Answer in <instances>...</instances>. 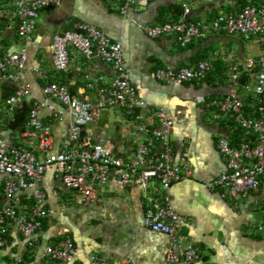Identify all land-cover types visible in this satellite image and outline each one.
Returning a JSON list of instances; mask_svg holds the SVG:
<instances>
[{
	"label": "crops",
	"instance_id": "0c3cea01",
	"mask_svg": "<svg viewBox=\"0 0 264 264\" xmlns=\"http://www.w3.org/2000/svg\"><path fill=\"white\" fill-rule=\"evenodd\" d=\"M12 2L0 0V54L25 52L27 60L15 80L0 83V126L6 148L18 143L36 141L28 134L29 126L11 129L12 112L7 111L4 95L27 86L29 93L22 103L38 105V117L51 126L52 147L33 153L43 159L59 150L70 123L68 109L55 98L44 94L45 84L55 82L68 88L82 100L93 101L94 89L88 82L109 80L112 67L97 55L87 56L74 47H68L69 65L66 70L54 69L52 37L70 30L75 22L96 26L108 37L120 41L122 55L130 82L144 101L138 110L140 121L150 126L157 124L155 112L164 109L173 121L170 143L174 161H188L191 174L165 189L156 180L140 186L130 185L122 190L107 186L98 189L89 203H81L78 195L66 189L52 171L45 172L40 186L45 194L47 217L44 224L29 239L14 227L5 231V245L0 248V264H165L168 238L142 225L147 198L168 205L181 220L179 232L196 247L198 258L192 264H264V181L256 192L223 196L213 182L224 168L217 147L220 136L229 140L235 131L230 120H216L205 104L213 97L226 94L231 88L227 65L261 54L264 41L255 37L213 32L181 47L173 36L149 37L139 24H160L185 17L193 22H206L219 12H236L241 0H187L189 12L184 13L177 0H147L145 4L129 7L123 14L121 0H58L55 7L41 9L33 19L34 30L30 40L18 36V21L6 10ZM247 40L249 45H244ZM255 49L253 56L246 50ZM213 60L212 73L206 80L167 83L155 77L158 68L177 69L194 66L199 60ZM240 93L243 94V92ZM43 104V105H42ZM47 105L60 112L54 116ZM134 121L119 109H106L99 119L84 126L81 136L91 143L110 142L114 150L130 157L137 143L149 137L134 134ZM231 141V140H230ZM160 146L156 147L159 150ZM30 189H21L14 195V204L21 210L32 203ZM6 203L3 179L0 178V206ZM61 238H69L77 253L67 262L41 257V252ZM21 259V261H18Z\"/></svg>",
	"mask_w": 264,
	"mask_h": 264
},
{
	"label": "built area",
	"instance_id": "2783aa9c",
	"mask_svg": "<svg viewBox=\"0 0 264 264\" xmlns=\"http://www.w3.org/2000/svg\"><path fill=\"white\" fill-rule=\"evenodd\" d=\"M121 13L134 5L145 4L147 0H121ZM184 13L189 12L187 0H177ZM236 12H219L206 22H193L182 17L160 24H139L149 37L173 36L181 47H186L197 39L213 32L240 35L246 39L257 38L264 41V0H244ZM58 0H13L6 13L18 21L16 32L25 40H30L34 30L33 19L38 11L57 6ZM52 65L56 70H66L70 57L68 47H74L87 56L97 55L113 69V76L96 83L88 82L94 89L93 101L82 100L73 96L62 84L50 82L44 85V94L55 98L64 105L70 115L66 136L62 139L59 150L39 159L32 151L37 147L41 152H48L53 143L51 126L38 117L39 106L31 107L27 125L28 134L36 137L24 145L18 143L6 148L0 126V178L3 179V193L6 203L0 206V248L5 243L7 227L22 233L33 244L32 236L43 226L47 217L45 194L40 182L45 172L52 171L66 189L78 195L81 203L92 201L98 189L111 187L122 190L130 185H137L145 191L150 180L160 182L167 189L176 181L191 174V168L183 158L174 160L170 133L173 121L164 109L155 112L156 125L150 126L140 121L139 108L144 101L130 82L122 55L120 41L113 40L94 25L75 22L72 29L55 33L52 37ZM216 53L210 59L199 60L194 66L177 69L158 68L155 77L167 83H184L204 80L213 69ZM27 60L25 52L0 55V83L15 80L24 68ZM227 75L231 82L230 90L220 97H213L206 102V108L216 120L228 119L240 133L235 145L220 136L217 147L224 161V168L209 185L217 188L223 196L256 192L264 181V47L257 57L229 63ZM240 90H244L243 94ZM29 93L27 86H22L6 100L7 111L12 112L18 101ZM250 96L255 102L252 111H245V99ZM43 105V104H42ZM54 116L60 114L52 105H47ZM119 109L133 119L134 134L148 135L147 140L135 146L132 156L118 154L110 142L91 143L81 133L88 123H93L106 109ZM159 150H156L157 146ZM21 189H30L32 203L21 210L14 204V195ZM180 216L168 205L147 198L142 225L153 232L163 233L168 242L165 264H192L198 258L196 247L187 241L186 235L179 232ZM264 232V224L258 226ZM77 250L69 238H63L41 252V257L67 262L72 260ZM21 261V259H18Z\"/></svg>",
	"mask_w": 264,
	"mask_h": 264
},
{
	"label": "trees",
	"instance_id": "16d2710c",
	"mask_svg": "<svg viewBox=\"0 0 264 264\" xmlns=\"http://www.w3.org/2000/svg\"><path fill=\"white\" fill-rule=\"evenodd\" d=\"M4 3H9L12 0H2ZM242 3H244V0H241ZM1 55V54H0ZM209 72L206 76V78L204 80H206L208 78V76L210 75ZM59 84V83H58ZM14 93V91H10V93H8L7 95H4L5 100H7L12 94ZM32 105L26 104V103H22L21 107H17L15 106L13 111H12V116L9 120V127L11 129H22L25 128L26 124H27V120H28V114L29 111L31 109ZM255 107V102L252 99V97L248 96L245 99V105H244V110L245 111H252ZM233 126V124H232ZM236 132H233L234 134L231 136L230 140L232 145H235L237 142V138L238 135L240 133L239 129L235 128ZM45 221V220H44ZM44 224V222H43ZM63 238H61L60 240H62Z\"/></svg>",
	"mask_w": 264,
	"mask_h": 264
},
{
	"label": "rangeland",
	"instance_id": "374dc122",
	"mask_svg": "<svg viewBox=\"0 0 264 264\" xmlns=\"http://www.w3.org/2000/svg\"><path fill=\"white\" fill-rule=\"evenodd\" d=\"M244 45H249L247 40H244ZM256 53V50L253 48L251 50H246V56H253ZM241 92H244V90H241Z\"/></svg>",
	"mask_w": 264,
	"mask_h": 264
}]
</instances>
